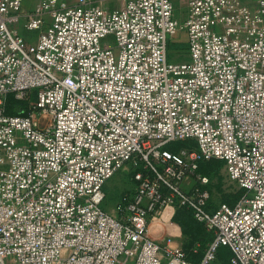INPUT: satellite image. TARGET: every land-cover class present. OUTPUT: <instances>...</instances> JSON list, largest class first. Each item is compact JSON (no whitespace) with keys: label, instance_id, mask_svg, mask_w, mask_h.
I'll return each mask as SVG.
<instances>
[{"label":"built area","instance_id":"1","mask_svg":"<svg viewBox=\"0 0 264 264\" xmlns=\"http://www.w3.org/2000/svg\"><path fill=\"white\" fill-rule=\"evenodd\" d=\"M24 1L0 0V264H217L222 247L264 264V0H190L182 24L171 0ZM181 28L189 60L168 61ZM214 159L245 190L233 206H209ZM129 165L137 188L110 214ZM170 207L212 233L199 263L150 235Z\"/></svg>","mask_w":264,"mask_h":264},{"label":"rangeland","instance_id":"2","mask_svg":"<svg viewBox=\"0 0 264 264\" xmlns=\"http://www.w3.org/2000/svg\"><path fill=\"white\" fill-rule=\"evenodd\" d=\"M252 1L255 3V0ZM178 21L182 24L183 18L180 16ZM14 29L30 41L39 33V31L27 30L24 27L23 20L17 22ZM188 60L187 32L181 28L170 39L168 61L184 62ZM32 101H34V98L14 101L9 110L15 114L29 115L32 111L30 108ZM166 147L167 144L164 148ZM208 168L213 170L210 172L211 175L205 174L209 179L208 189L211 194V207L217 208L222 203L235 204L239 200L242 191L238 183L228 175L223 162L214 160L206 163L203 166V171L208 172ZM200 173L202 172L200 171ZM136 188L137 183L133 177V168L130 165L126 166L105 184L104 192L106 198L103 203V209L110 214H116V205L124 196L131 197ZM149 232L154 239L160 242L171 238L175 246L186 250L188 253L192 251L194 254V250H196L197 253L195 255H190L194 259H198L203 254L212 238V233L203 224L196 222L186 211L178 207L166 208L157 215L152 216L149 220ZM230 256V249L222 248L218 253L217 264H230Z\"/></svg>","mask_w":264,"mask_h":264},{"label":"crops","instance_id":"3","mask_svg":"<svg viewBox=\"0 0 264 264\" xmlns=\"http://www.w3.org/2000/svg\"><path fill=\"white\" fill-rule=\"evenodd\" d=\"M70 2H75L76 0H69ZM93 3L98 4L107 11L114 10L121 7L126 0H91ZM174 5V17L178 20L181 16L183 21L186 17L188 3L190 0H171ZM259 0H255V4ZM40 0H25L24 1V10L33 11L39 6ZM33 40V39H32ZM151 235V234H150Z\"/></svg>","mask_w":264,"mask_h":264},{"label":"trees","instance_id":"4","mask_svg":"<svg viewBox=\"0 0 264 264\" xmlns=\"http://www.w3.org/2000/svg\"><path fill=\"white\" fill-rule=\"evenodd\" d=\"M169 45H170V41H169ZM188 46V45H187ZM9 102L11 103V105L13 104V100L10 98V100H9ZM10 105V106H11ZM8 113H10V114H15V113H12V112H10V110H9V108H8ZM178 144H183V145H178ZM173 148H172V147ZM195 147H197V144H196V142L194 141V140H187V141H173V142H170V143H168L167 144V147L165 148V149H168V150H170V151H172V152H177V151H179L181 148H195ZM214 160H216V159H214ZM214 160H209V161H202L201 163H200V165H199V169H198V171L200 172H202L204 175L205 174H209V175H211V171H213V170H209V168H208V172L206 171H203V166H204V164H206V163H209V162H211V161H214ZM217 161H221V160H217ZM221 162H223V161H221ZM223 164L225 165V163L223 162ZM207 188H209V185H207ZM241 191H242V193H241V196L243 195V193H244V189H242L241 188ZM241 196H240V198H241ZM239 198V199H240ZM238 202V201H237ZM236 202V203H237ZM235 203V204H236ZM235 204H233V205H235ZM229 205H231V206H233L232 204H229ZM209 206H210V208H212L211 207V205H210V200H209ZM178 208H180V209H182V210H184V211H186L193 219H194V217H193V215H192V213H191V211H189L188 209H186V208H184V207H178ZM213 209H215V208H213ZM195 220V219H194ZM196 222H198L197 220H195ZM198 223H200V222H198ZM200 224H202V223H200ZM204 225V224H203ZM213 237V236H212ZM212 239V238H211ZM211 241V240H210ZM222 248H227V247H222ZM221 248V249H222ZM220 249V250H221ZM227 249H229V248H227ZM219 250V251H220ZM185 252H186V255H187V258L189 259V260H191V261H193V262H195V263H199L200 262V260H201V258H202V255L200 256V257H198V259H194V258H192L190 255H195V253H197V252H195L194 254H193V252L192 251H190L189 253L185 250ZM204 253V252H203ZM219 253V252H218Z\"/></svg>","mask_w":264,"mask_h":264}]
</instances>
